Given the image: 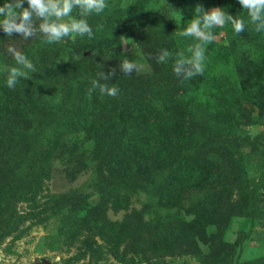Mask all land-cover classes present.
<instances>
[{"label":"rangeland","instance_id":"1","mask_svg":"<svg viewBox=\"0 0 264 264\" xmlns=\"http://www.w3.org/2000/svg\"><path fill=\"white\" fill-rule=\"evenodd\" d=\"M129 1L107 0L106 9ZM185 6L162 0L147 10L141 43L105 13L87 21L92 39L0 35V264H264V71L248 75L247 91L223 88V118L186 103V79L173 71L179 52L190 55L177 35ZM213 34L228 40L224 29ZM9 46L37 68L14 89L4 70L16 66ZM164 49L172 57L159 63ZM125 58L140 70L124 75ZM113 68L101 83L132 99L128 109L164 98L178 107L180 127L160 152L137 147L117 109L95 102L99 90L89 98L98 73ZM147 125L156 132L155 121ZM30 164L37 188L25 199ZM190 165L201 172L188 174Z\"/></svg>","mask_w":264,"mask_h":264},{"label":"trees","instance_id":"2","mask_svg":"<svg viewBox=\"0 0 264 264\" xmlns=\"http://www.w3.org/2000/svg\"><path fill=\"white\" fill-rule=\"evenodd\" d=\"M161 2L162 0H130L124 7L116 5L114 9L110 7V9H105L103 13L109 15V24L115 30L124 35H134L141 43L139 39L141 20L147 10L159 6ZM198 4L209 11L211 7L222 8L226 13H230L245 22V30L238 35L234 33L230 23L224 27H217L216 29L226 31L227 42L221 43L215 40L205 45L203 74L186 79L183 84L184 94L182 99H185L186 103L201 102L215 112L218 118H223L227 113V108L222 103L218 105L220 95L224 93L223 88H228L232 83H236L242 90L247 91L248 86L245 81L248 75L256 77L257 73L264 71V32L257 33L254 31V26L250 23L247 11L242 8L239 0H186L184 28L194 18L195 8ZM24 7H28L27 0L24 2ZM72 15L76 19L84 18L87 21L100 18V15L95 13L87 17H81L79 9H74ZM2 33V28H0L1 36ZM182 38L181 44L185 49L189 45L197 43L194 38ZM3 58L4 55L0 53V59ZM252 86L257 87V82ZM94 100L101 108L108 111L111 108L117 109L121 122L133 135V141L146 154L160 152L162 147L167 145L170 129L175 124L177 128L180 127L179 109L173 104L171 98H164L162 105H154L150 102L139 107L133 105L129 109L126 104L127 102L132 103V99L121 94L116 97L99 95L95 96ZM151 120L156 122L155 133L145 129V127L148 128L147 124ZM190 169L193 170L192 176L196 172H201L190 165L187 170L188 174ZM28 174L31 190L20 194L25 199L30 198L37 188V171L32 164L28 166Z\"/></svg>","mask_w":264,"mask_h":264},{"label":"clouds","instance_id":"3","mask_svg":"<svg viewBox=\"0 0 264 264\" xmlns=\"http://www.w3.org/2000/svg\"><path fill=\"white\" fill-rule=\"evenodd\" d=\"M24 2L25 0H5V3L0 5V28L9 37L19 34L24 40L31 39L39 33L47 44L59 43L73 34L92 39L93 29L86 19H76L72 15L73 10L79 9V15L87 17L93 13L99 15L109 6L107 0H27L28 7H24ZM239 3L247 11L254 31L264 32V0H239ZM228 23L232 25L237 35L245 30V22L242 19L226 13L222 8L217 7L209 11L202 5L196 6L194 18L186 28L177 32L180 37H191L197 41L187 47L186 51L190 55H185L184 51L177 54L173 65L177 77L190 79L203 74L204 46L216 40L212 31L214 28L224 27ZM7 51L12 55L16 66L4 69L8 73L6 85L14 89L20 79H29V73H36L37 68L15 47L9 46ZM97 54V51H93L92 56ZM171 57L172 54L164 49L156 59L159 63H166ZM119 68L124 75H132L133 72L140 70V65L136 60L125 58ZM115 72L116 69L113 68L109 73L104 71L98 73V79L91 82L87 92L90 99L97 90L101 96L116 97L119 94V89L115 85L109 87L106 83H101L112 78Z\"/></svg>","mask_w":264,"mask_h":264}]
</instances>
